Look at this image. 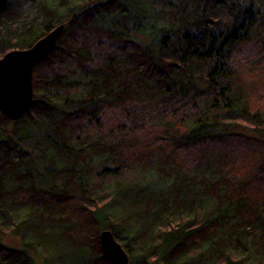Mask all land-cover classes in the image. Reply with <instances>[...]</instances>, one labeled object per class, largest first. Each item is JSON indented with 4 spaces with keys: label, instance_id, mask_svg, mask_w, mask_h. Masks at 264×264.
Wrapping results in <instances>:
<instances>
[{
    "label": "trees",
    "instance_id": "1",
    "mask_svg": "<svg viewBox=\"0 0 264 264\" xmlns=\"http://www.w3.org/2000/svg\"><path fill=\"white\" fill-rule=\"evenodd\" d=\"M59 24L0 110V264H114L106 229L130 264H264V0H10L0 58Z\"/></svg>",
    "mask_w": 264,
    "mask_h": 264
},
{
    "label": "water",
    "instance_id": "2",
    "mask_svg": "<svg viewBox=\"0 0 264 264\" xmlns=\"http://www.w3.org/2000/svg\"><path fill=\"white\" fill-rule=\"evenodd\" d=\"M9 1L0 0V10ZM65 27V24H59L30 48L14 49L0 58V110L9 120L22 117L27 107L33 103L34 67L55 49ZM99 237L102 252L109 261L114 264L130 263L129 253L111 230H102Z\"/></svg>",
    "mask_w": 264,
    "mask_h": 264
},
{
    "label": "rangeland",
    "instance_id": "3",
    "mask_svg": "<svg viewBox=\"0 0 264 264\" xmlns=\"http://www.w3.org/2000/svg\"><path fill=\"white\" fill-rule=\"evenodd\" d=\"M9 127H11V124H9ZM118 241V240H117ZM6 243H8V244H16V242L14 241V239L13 238H10V237H8L7 239H6V241H5ZM123 246V245H122ZM127 251V250H126ZM128 252V251H127ZM129 253V252H128ZM129 256H130V254H129ZM131 257H130V262H131ZM130 264V263H129Z\"/></svg>",
    "mask_w": 264,
    "mask_h": 264
}]
</instances>
